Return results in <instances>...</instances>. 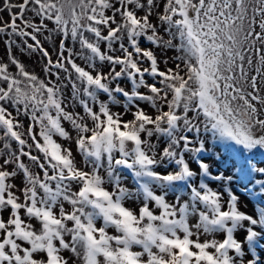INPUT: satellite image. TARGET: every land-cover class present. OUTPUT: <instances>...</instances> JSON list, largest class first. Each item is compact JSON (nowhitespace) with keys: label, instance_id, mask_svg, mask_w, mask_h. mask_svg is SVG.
<instances>
[{"label":"snow or ice","instance_id":"snow-or-ice-1","mask_svg":"<svg viewBox=\"0 0 264 264\" xmlns=\"http://www.w3.org/2000/svg\"><path fill=\"white\" fill-rule=\"evenodd\" d=\"M10 38L0 264H264V0H0Z\"/></svg>","mask_w":264,"mask_h":264},{"label":"rangeland","instance_id":"rangeland-1","mask_svg":"<svg viewBox=\"0 0 264 264\" xmlns=\"http://www.w3.org/2000/svg\"><path fill=\"white\" fill-rule=\"evenodd\" d=\"M8 13H3V18L7 19ZM48 34L44 33L42 35L38 36V39H40L43 43V46L48 49V51L51 53L52 58H56V44L49 42L46 40V36ZM16 43L12 44V38H10L8 41L0 43V56L4 55L5 47L6 45H11L17 56L21 57L23 62L26 64V67L29 71L34 72L37 76H39L41 79L46 78V74L43 71L44 65L46 62V58L42 56V53L39 51L34 52H28V51H21V44L19 42V38H15ZM29 43H33L30 39L28 41ZM156 55L160 61V67L163 70L164 68V61H168V66L172 67V59L174 58L175 53L173 51H157ZM80 62V61H77ZM78 110V109H77ZM131 115L128 114L125 116V119H130ZM20 120L27 126L28 121L25 117L21 116ZM65 127L71 130V126L65 122ZM67 146H71V142H67ZM26 159V158H25ZM27 162V161H26ZM16 183H19V181H16Z\"/></svg>","mask_w":264,"mask_h":264}]
</instances>
